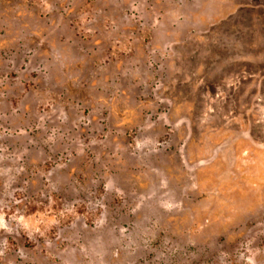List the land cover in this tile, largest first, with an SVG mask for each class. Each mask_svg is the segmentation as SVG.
<instances>
[{
  "label": "rangeland",
  "instance_id": "1",
  "mask_svg": "<svg viewBox=\"0 0 264 264\" xmlns=\"http://www.w3.org/2000/svg\"><path fill=\"white\" fill-rule=\"evenodd\" d=\"M0 264H264V0H0Z\"/></svg>",
  "mask_w": 264,
  "mask_h": 264
}]
</instances>
